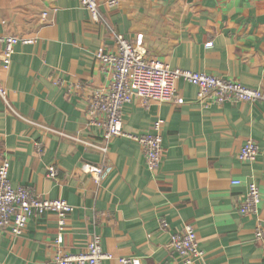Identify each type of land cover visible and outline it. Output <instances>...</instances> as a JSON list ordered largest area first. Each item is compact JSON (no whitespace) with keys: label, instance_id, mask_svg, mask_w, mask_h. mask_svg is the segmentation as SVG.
<instances>
[{"label":"crops","instance_id":"1","mask_svg":"<svg viewBox=\"0 0 264 264\" xmlns=\"http://www.w3.org/2000/svg\"><path fill=\"white\" fill-rule=\"evenodd\" d=\"M95 1L103 21L79 0H0V36L35 40L9 58L0 47V164L8 162L13 187L73 207L63 226L45 214L21 236L0 229V264H54L56 253L84 252L93 235L113 256L101 264H181L161 221L174 232L192 227L204 254L197 264H264L253 240L264 223V101L203 105L181 81L169 103L135 99L123 109L125 133L145 135L163 122L155 173L136 142L107 138L86 117L88 95L109 84L94 60L99 49L113 51L108 28L145 59L264 95V0ZM248 141L260 150L253 163L237 159ZM84 165L104 170L99 183ZM251 183L260 192L256 215L239 209Z\"/></svg>","mask_w":264,"mask_h":264},{"label":"built area","instance_id":"2","mask_svg":"<svg viewBox=\"0 0 264 264\" xmlns=\"http://www.w3.org/2000/svg\"><path fill=\"white\" fill-rule=\"evenodd\" d=\"M80 6L86 10L93 21H103L95 0H79ZM118 0H110L109 7L117 5ZM113 51L101 49L94 53V60L104 74L109 76L106 89L91 92L87 97L86 117L89 125L103 129L107 138H128L136 142L143 153L146 168L155 173L161 164L163 154L160 136L163 122L153 123L150 133L131 135L123 131L122 113L125 106L135 99L143 105L169 103L176 98V83L184 82L197 88V100L203 105L208 103L221 105L224 103L242 102L256 104L264 101L261 91L246 88L232 80L221 77L171 69L168 64L157 59H145L125 38L108 28ZM34 39L0 36V47L4 58L13 54L18 44H33ZM60 84V82H59ZM80 90V86H70ZM105 151V148H98ZM260 154L258 145L253 141L246 142L240 149L237 159L253 163ZM9 164H0V229L8 230L14 236H21L32 217L54 214L59 226L65 225L73 207L63 200H47L35 195L23 187H13L8 179ZM83 171L90 174L95 183H99L104 170L92 165H84ZM56 171L50 170L49 176L54 177ZM232 181V185H239ZM260 203L258 187L251 183L247 187L239 209L246 215H256ZM160 228L168 233L171 251L180 259L181 264H197L204 254L191 226L186 225L179 232L170 230L165 221ZM253 240L264 248V223L256 226ZM113 256L101 249L100 237L93 235L86 250L76 255L56 253L52 259L54 264H101L111 260ZM119 263H130L127 259H119Z\"/></svg>","mask_w":264,"mask_h":264}]
</instances>
